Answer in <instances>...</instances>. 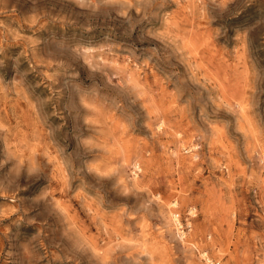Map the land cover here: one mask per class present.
I'll return each instance as SVG.
<instances>
[{
    "label": "rangeland",
    "instance_id": "374dc122",
    "mask_svg": "<svg viewBox=\"0 0 264 264\" xmlns=\"http://www.w3.org/2000/svg\"><path fill=\"white\" fill-rule=\"evenodd\" d=\"M0 264H264V0H0Z\"/></svg>",
    "mask_w": 264,
    "mask_h": 264
}]
</instances>
